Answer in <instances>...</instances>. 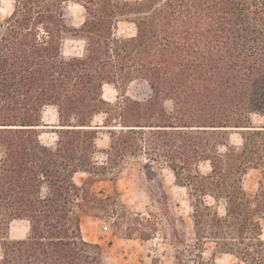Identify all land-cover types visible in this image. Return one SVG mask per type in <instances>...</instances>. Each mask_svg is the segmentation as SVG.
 Wrapping results in <instances>:
<instances>
[{"label":"trees","instance_id":"obj_1","mask_svg":"<svg viewBox=\"0 0 264 264\" xmlns=\"http://www.w3.org/2000/svg\"><path fill=\"white\" fill-rule=\"evenodd\" d=\"M10 1L0 19V264H107L103 245L83 234L84 216L112 220L126 238L167 234L158 214L122 201L128 164L168 168L187 190L191 243L163 183L156 197L176 264H206L209 242L213 253L264 264V123L252 119L264 117V0ZM73 4L84 12L77 26ZM68 39L83 42L82 54L65 53ZM135 80L149 97L104 96L106 84ZM47 107L57 111L53 142L42 139ZM99 181L114 191L94 190ZM16 220L28 230L13 238Z\"/></svg>","mask_w":264,"mask_h":264},{"label":"rangeland","instance_id":"obj_2","mask_svg":"<svg viewBox=\"0 0 264 264\" xmlns=\"http://www.w3.org/2000/svg\"><path fill=\"white\" fill-rule=\"evenodd\" d=\"M13 8V2L10 0H0V19H4L10 14ZM69 17L73 25H79L84 20V12L80 5L73 4L69 9ZM124 26V24H122ZM83 42L76 39H68L65 42V53L67 55L82 54ZM138 99H145L150 96L151 89L147 82L135 80L127 84H106L104 87V96L108 99H115L118 94L125 93ZM166 106L171 108L172 102L166 101ZM43 119L49 126L44 129L42 139L47 142H53L56 135L51 132L52 127L58 123L57 111L53 107L45 108ZM253 121L256 124L264 123V117L254 115ZM232 141L241 142V135L235 132L232 135ZM108 144L106 134H100L97 139V145L100 149L98 159L102 160L104 156L101 152ZM257 170H251L246 176L245 186L249 191L256 189ZM86 174H76V180L80 182ZM159 183H163L168 194L167 206L171 208L173 215L177 218V223L182 231L185 241H193V225L190 217L191 206L187 190L175 183L173 173L168 168H161L156 172L145 170L140 165H126L120 173L117 180V187L120 197L131 210L142 212L149 216L153 213L158 214V218L167 225L165 233L158 234L155 239L142 240L138 234L133 238H126L115 234L112 227V220L105 218L84 216L82 221L83 234L86 239L98 242L103 245L107 264H151L153 258L158 257L164 264H176V248L173 235L167 220L163 218L159 203L156 197L160 196L158 191ZM94 190L105 189L107 192H113V183L109 181H99L94 184ZM159 192V193H158ZM28 230V224L24 221H13L10 226V235L13 238L22 237ZM164 231V229H163ZM167 235V237H166ZM264 236V235H263ZM214 244L205 245L203 256L206 264H243L235 256L227 253H213Z\"/></svg>","mask_w":264,"mask_h":264}]
</instances>
